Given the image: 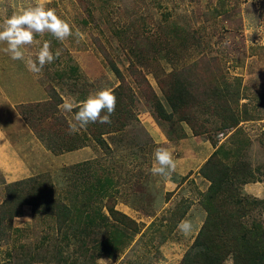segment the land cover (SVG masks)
<instances>
[{
	"label": "rangeland",
	"instance_id": "obj_1",
	"mask_svg": "<svg viewBox=\"0 0 264 264\" xmlns=\"http://www.w3.org/2000/svg\"><path fill=\"white\" fill-rule=\"evenodd\" d=\"M34 2L0 0V24ZM48 7L71 24L73 33L79 29L85 38L77 42L73 35L61 42L50 33L37 34L41 44L50 41L53 53L57 49L61 53L40 74L29 71L25 61L11 59L3 51L6 45L0 43V134L23 151L24 166L35 171L28 177L48 176L64 198L67 191L74 194L75 186L82 188V174H88L91 184L94 174L109 177L108 192L97 199L125 216V224L113 221L123 240L110 254L100 243L111 226L65 238L71 229L58 227L54 218L33 214L24 205L28 216H23L24 207L21 216L0 222V264H193L192 255L201 248L192 244L206 216L203 199L209 185L199 173L202 164L196 166L214 149L210 139L217 146L223 142L232 146L227 142L238 137L246 156L264 165V0H52ZM36 49L26 46V59H35ZM173 73L192 90L198 89L199 81L205 82V88L195 92L199 104L162 120L153 110V96L169 111L164 91ZM207 80L230 87L234 100L230 106L239 118L236 127L217 128L218 115L208 111L210 99L203 94ZM120 81L133 95L137 121L120 132L102 134L107 148L89 139L96 156L86 160L84 172L71 174L63 171L64 166L51 167L40 146L51 151L23 118L21 106L48 100L53 94L61 103L62 97L83 99ZM61 114L69 124L71 114ZM145 117L163 142L150 136L141 121ZM161 146L169 148L177 162L168 180L150 171L154 150ZM185 150L197 153V158L181 175L179 162ZM221 158L228 161L224 155ZM18 163L13 170L23 167ZM11 171L0 166V205L5 185L17 181ZM97 204L94 199L91 212ZM103 211L108 214L105 207ZM184 219L194 225L188 236L177 228ZM231 263L229 255L221 264Z\"/></svg>",
	"mask_w": 264,
	"mask_h": 264
},
{
	"label": "trees",
	"instance_id": "obj_2",
	"mask_svg": "<svg viewBox=\"0 0 264 264\" xmlns=\"http://www.w3.org/2000/svg\"><path fill=\"white\" fill-rule=\"evenodd\" d=\"M113 68L121 78L117 68ZM206 82L207 89L203 94L207 95L206 99H210L206 108L218 115L220 124L217 128L229 130L236 127L239 118L234 115L230 106L234 101L228 92L230 87L226 83H223L221 88V85H216L213 81ZM196 84L199 91L192 90L178 73H173L168 89L164 91L169 111L153 96L152 105L156 116L162 120H171L174 115L199 104L195 92L205 88V82L199 81ZM114 89L117 100L111 123H90L86 129L74 134L69 133V124L58 108L61 99L55 94L48 100L21 106L19 112L38 139L53 154L85 146L91 138L107 148L102 134L120 132L125 127L132 126L133 121H137L130 89L128 88V94L121 81ZM210 141L214 149L200 166L199 172L209 182L203 199L206 216L192 244L193 247L201 249L192 255L191 261L193 264H221L230 255L231 264H264V198L243 193L242 190L246 183L264 181V165L253 163L252 159L246 156L244 143L238 137L227 142L232 146L226 142L217 146L215 140ZM245 144L250 142L246 141ZM261 144L264 146V142ZM221 155L228 161L223 160ZM85 165H89V162L64 166L63 171H69L71 174L76 170L84 172ZM87 175L79 176L84 178L82 188L75 186L74 194L71 195V191H67L65 198L46 175L32 176L6 184L4 199L0 205V222H10L21 214L23 205H29L33 214L50 216L55 219L58 227L71 229L72 233H65V238L78 237L79 234L88 233L91 228L99 230L101 227L111 226V229L106 231L109 232L107 239L100 243L101 249H109L111 254V250L116 249L123 240V232L117 229L113 221L125 224V216L114 210L111 205H101L102 201L97 199L108 192L107 184L112 182L111 179L94 174L95 178L91 184ZM65 177L68 179V174ZM94 199L100 204L93 207L91 212ZM103 207L107 209L108 214L103 211ZM76 228L79 231L73 233Z\"/></svg>",
	"mask_w": 264,
	"mask_h": 264
},
{
	"label": "clouds",
	"instance_id": "obj_3",
	"mask_svg": "<svg viewBox=\"0 0 264 264\" xmlns=\"http://www.w3.org/2000/svg\"><path fill=\"white\" fill-rule=\"evenodd\" d=\"M51 3L52 0H35L32 6L14 12L0 24V43L6 45L3 51L13 60L25 61L28 70L35 74H40L46 64L52 63L61 54L59 49L53 53L50 41L41 44L36 39L37 34L43 37L45 33H50L61 42L73 35L77 42L85 38L79 29L73 33L71 24L58 15L54 8L48 7ZM29 45L37 46L35 59H26V46ZM116 100L115 89L103 86L89 92L83 99L62 97L63 102L58 107L62 113L71 114L68 130L70 134H74L86 129L90 123L110 124ZM153 156L151 174L171 179L177 170L172 151L167 147H157ZM177 228L188 236L194 225L190 220L184 219L178 223Z\"/></svg>",
	"mask_w": 264,
	"mask_h": 264
},
{
	"label": "crops",
	"instance_id": "obj_4",
	"mask_svg": "<svg viewBox=\"0 0 264 264\" xmlns=\"http://www.w3.org/2000/svg\"><path fill=\"white\" fill-rule=\"evenodd\" d=\"M141 121H142L143 126L146 127L147 130L149 131V134L153 138L154 141H156L157 143L163 142V138L159 135L158 130L152 125V123L148 117H145ZM189 140L190 139L187 138L188 142H189ZM40 147H41L40 149L44 155V158L45 159L49 158L51 165L53 164V166H51V167H62V166L77 164L79 162H83L86 160H93V159H95L94 157L96 156L95 151L92 147V144H90V142H88L87 145H85V146H82V147H79V148H76V149H73L70 151H66L63 153H59V154H53V153L47 151L43 146H40ZM212 151H213V148H211V151L208 153V155L205 158H207ZM19 152H20L21 156H18ZM184 152H185V154L181 157L182 161L179 162L180 166H181L180 168L183 171L178 172V174H181V175L186 171V169H188V168H185L186 165L191 164V163L193 164L197 158V153L191 154L190 152H188V150H185ZM23 159H24L23 151L19 148L17 149V148L12 147L11 141L6 136H4L3 134H0V166L4 165L6 169L10 168V167L12 168L11 174L16 175L15 177L12 176L13 177L12 179L18 180V179H21L23 177H28V176L35 173V171H31L30 166H27V167L24 166ZM204 159L196 166L197 168L202 164V162H204ZM19 160L21 161L20 164L23 167H21L20 170H19V168H18V170H13L14 167H19L18 166ZM184 162H185V164L182 165ZM243 190L246 194L255 196L257 198H264V181L246 183L243 186ZM24 207L26 210H25V213H23V216H28L27 214H28L29 210L24 205L21 208V213H22V209H24ZM262 214L264 217V208H263ZM20 216H21V214H20Z\"/></svg>",
	"mask_w": 264,
	"mask_h": 264
},
{
	"label": "built area",
	"instance_id": "obj_5",
	"mask_svg": "<svg viewBox=\"0 0 264 264\" xmlns=\"http://www.w3.org/2000/svg\"><path fill=\"white\" fill-rule=\"evenodd\" d=\"M223 134H224V132H223V133H222V132H221V133H219L218 137H221Z\"/></svg>",
	"mask_w": 264,
	"mask_h": 264
}]
</instances>
